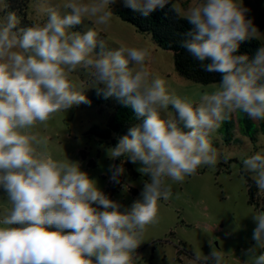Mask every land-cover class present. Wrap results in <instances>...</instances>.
I'll use <instances>...</instances> for the list:
<instances>
[{"label": "clouds", "instance_id": "clouds-1", "mask_svg": "<svg viewBox=\"0 0 264 264\" xmlns=\"http://www.w3.org/2000/svg\"><path fill=\"white\" fill-rule=\"evenodd\" d=\"M113 3L37 0L43 22L25 27H18L14 11L0 15V188L10 205L0 219V264H134L145 232L159 222V202L172 195L168 181L183 183L198 168L216 166L220 154L212 137L231 114L264 121V46L252 58L237 54L242 42L261 35L242 0H193L187 8L177 0H123L143 16L171 3L192 26L181 46L203 71L221 76L195 102L152 75L146 67L150 48L111 49L96 28L70 30L85 20L109 25ZM77 69L88 71L92 87L103 85L98 94L131 106L139 120L108 150L112 159L139 163L137 170L150 178L141 198L123 211L79 162L54 159L47 140L32 132L55 114L90 103L71 79ZM257 144L242 158V171L264 194V134ZM109 170L120 183L124 167ZM252 219L255 245L247 250L248 264H264V252L257 255L264 250V211ZM208 245L207 255L194 250L191 264H228V253L212 239Z\"/></svg>", "mask_w": 264, "mask_h": 264}, {"label": "rangeland", "instance_id": "rangeland-1", "mask_svg": "<svg viewBox=\"0 0 264 264\" xmlns=\"http://www.w3.org/2000/svg\"><path fill=\"white\" fill-rule=\"evenodd\" d=\"M62 2L51 0L53 5ZM177 2L187 8L193 0ZM36 3L37 0H12V4H9L8 0H0V15L14 11L20 20L18 27L42 23L44 18L37 17ZM242 3L248 9L246 18L251 19L257 27L261 34L258 40L264 46V0H242ZM110 7L126 8L123 0H115ZM60 10L63 12V9ZM113 14L107 26H97L85 20L70 30L84 33L90 27L96 28L111 49L120 45L150 48L151 56L146 67L152 75L164 79L166 86L176 95L194 102L203 92H210L218 85H202L182 77L176 69L172 51L160 48L151 36L149 38V35L139 32L118 14ZM71 79L78 89H85L87 99L97 88L103 87H92V78L85 69H77ZM111 116L112 110L105 105L87 107L81 103L67 112L55 114L46 125H36L32 132L47 140V151L54 159L79 162L81 170L97 181L102 192H112L110 199L118 202L123 211L141 198L143 185L150 178L137 170L141 167L139 163L129 161L133 171L124 165L120 183L112 189L109 169L115 165L117 158H110L108 150L114 147L112 141H118L119 136L113 133L110 139L105 140L94 132L108 129ZM233 118L234 121L225 120L213 134V146L220 154L215 167L202 166L195 175L186 177L183 183L168 181L172 195L167 201L159 202V222L150 225L145 232L136 250L134 264H191L194 250H200L205 255L210 252L209 239L214 241L218 249L228 253V264H248L250 256L246 254L247 250L255 245L252 237L256 224L252 215L261 210L248 202L242 158L258 150L257 141L261 134L253 141L242 132V128H245V124L241 123L243 112L233 113ZM226 154H231L227 161L224 159ZM9 207L7 194L0 188V219ZM260 252L264 250H258L257 255Z\"/></svg>", "mask_w": 264, "mask_h": 264}, {"label": "trees", "instance_id": "trees-1", "mask_svg": "<svg viewBox=\"0 0 264 264\" xmlns=\"http://www.w3.org/2000/svg\"><path fill=\"white\" fill-rule=\"evenodd\" d=\"M8 3L12 4V0H8ZM112 11L118 14L123 20L134 25L139 32L150 35L160 48L172 51L175 57L176 69L185 79L202 85L220 82L221 76L219 73L203 71L199 62L181 46L182 41L186 38V33L191 31L192 26L186 20L176 16L171 10V3L165 5L163 8H157L148 16H143L141 13L133 11L128 7L112 9ZM261 46L263 45L258 39L246 40L240 44L237 54H247L252 58ZM100 88L102 89L103 87ZM88 101H90V103H83L87 107H100L101 105H105L112 110V116L108 122V129L101 131L94 130L102 139H110L113 133L117 134L120 138L128 133L129 128L139 122L131 106L124 105L114 96L105 98L102 92L98 94V91H95ZM228 120L234 121L233 114H231ZM241 123L245 124V128H242V132L250 136L253 141H255L260 134H264V121H254L246 113H243ZM230 136L232 135L230 134ZM112 142L114 147L118 143L115 139H113ZM124 160L125 158L123 157L117 158L115 165H127L132 170L130 162H125ZM245 177L247 181L249 204L264 211V194L258 193V189L252 181L250 174H245ZM118 184L119 183L113 182L112 189L114 190ZM104 194L109 198L113 195L110 190H107Z\"/></svg>", "mask_w": 264, "mask_h": 264}]
</instances>
